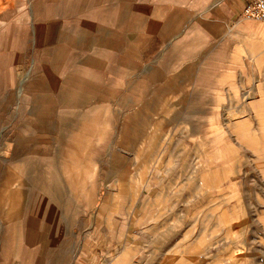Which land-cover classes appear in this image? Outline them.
<instances>
[{
  "label": "rangeland",
  "instance_id": "374dc122",
  "mask_svg": "<svg viewBox=\"0 0 264 264\" xmlns=\"http://www.w3.org/2000/svg\"><path fill=\"white\" fill-rule=\"evenodd\" d=\"M169 1H2L0 264H264V23Z\"/></svg>",
  "mask_w": 264,
  "mask_h": 264
},
{
  "label": "crops",
  "instance_id": "0c3cea01",
  "mask_svg": "<svg viewBox=\"0 0 264 264\" xmlns=\"http://www.w3.org/2000/svg\"><path fill=\"white\" fill-rule=\"evenodd\" d=\"M2 1L3 0H0V8L2 6ZM209 1L210 0H208L206 4H209ZM243 1L244 0H224L222 2L223 7L226 9V13H225L226 19L232 20L238 17V15L240 14V9H238L237 6L240 4V2L243 3ZM165 3L168 4V8L172 14L176 13V10L179 8V4L177 2L175 3L172 0H170L169 2H165ZM101 5H103V3ZM185 7L188 13H192L193 12V0H187V2L185 3ZM131 13L133 15V20L135 21H138V22L148 21L147 19L144 18L145 16L141 17L135 11H131ZM237 36H240V34L238 33ZM164 44L165 43H163V41L153 42L150 39L145 44L141 43L140 47H144L142 51V57L143 58H146L147 56L150 57L151 55L150 53H152L153 51H154V54H156L155 53L157 52L156 49L162 47ZM146 47L148 48L145 49ZM123 221L124 220H117L118 223H116V226L111 228L108 231L107 236L102 244V247L96 246L95 248L91 249L88 254L85 252L77 253L75 256L73 254V250L71 249L70 250L71 253H69V255H72V257L68 261H66V258H65V261H66L65 264H128L127 263L128 258H126L127 250L126 248L125 249L123 248L124 246L122 247V244L127 243V240H128L127 239L128 234L127 233L124 234V232L122 231V229H124L125 224H126ZM112 231H116L115 236ZM16 246H19L17 242L14 243V248L11 250V252H9V257L16 255L15 253ZM119 246L121 247L120 250L118 249ZM1 253H2V250H1ZM27 255H28V251H27ZM33 255H34V252L31 253L29 261L26 264H64L62 258H59L58 256L55 258L56 255L50 252L47 255L45 254L44 251H42V249L40 252H38V254H36L35 258H33ZM13 264H23V263H19L18 261Z\"/></svg>",
  "mask_w": 264,
  "mask_h": 264
},
{
  "label": "built area",
  "instance_id": "2783aa9c",
  "mask_svg": "<svg viewBox=\"0 0 264 264\" xmlns=\"http://www.w3.org/2000/svg\"><path fill=\"white\" fill-rule=\"evenodd\" d=\"M240 18L254 23H264V0H246L240 8Z\"/></svg>",
  "mask_w": 264,
  "mask_h": 264
}]
</instances>
